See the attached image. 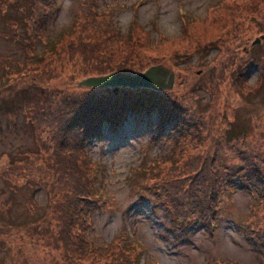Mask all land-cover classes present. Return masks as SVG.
I'll return each instance as SVG.
<instances>
[{
    "label": "rangeland",
    "instance_id": "rangeland-1",
    "mask_svg": "<svg viewBox=\"0 0 264 264\" xmlns=\"http://www.w3.org/2000/svg\"><path fill=\"white\" fill-rule=\"evenodd\" d=\"M13 1L0 0V11ZM227 1L231 0H96V18L89 24L86 22L92 18L83 16L86 9L80 0H50V12L43 24L48 39L68 28L76 17L81 18L78 33L66 37L61 44L77 40L79 31L97 38L93 32L95 24L112 26L124 33L131 22H136L143 29L140 37L148 34L151 46L135 47L130 52L132 44L110 43L103 45L108 54L105 58L112 56L116 65L130 67L136 73L162 65L174 74L171 90L139 89L129 93L126 105L131 110L124 114L109 112L110 121L102 118L81 153L83 159L98 164L92 174L91 189L99 197V208L87 215L86 234L94 246L113 245L118 236L132 249L133 264H264V242L258 237L264 235V229L261 233L255 225L259 221L257 216L264 214L261 179L248 175L249 171L231 175V184L218 194L210 220H192L187 211L191 220L177 222L174 213L181 216L184 212H174L166 196L157 199L152 192L165 187L151 185L153 181L143 172L141 177L133 174L138 167L147 170L156 163L155 159L176 151L178 167L171 172L160 171L168 181L188 176L193 183L194 170L187 164L198 157L197 153L201 154L202 136L197 138V133L207 127L219 130L215 140L206 137L207 144L210 139L213 147L225 146V136H230L235 128L244 131L243 148L258 156L255 171L259 175L264 173V2L257 0L246 11L244 7L239 9L241 13L235 16L238 24L230 32L211 30L207 21L210 10ZM11 12L4 16L0 13V264H67L70 255L63 254L58 240L61 222L49 207L50 200H57L55 194L60 191L45 187L44 181L38 182L36 178L39 175L50 183L54 180L48 135L52 132L45 127L39 135L46 138V144L38 143L31 123L34 104L30 105L32 101L27 97L41 102L47 91L56 98L76 91L80 80L95 76L97 66L95 61L84 63L77 53L69 54L67 47L60 46L54 54L44 51L40 63L31 60L32 53L43 51L44 43L38 41L34 48L19 44L16 35L24 36V28L8 22L13 17ZM135 30L139 28L135 26ZM114 32L105 34L108 41ZM188 34L194 37L190 43L197 51L193 52V46L185 43ZM255 40L259 43L253 45ZM240 68L246 69L240 75L245 87H241V94H236L239 89H234L232 78ZM257 87L259 92H253ZM143 91L159 93V100ZM126 97H120L118 102ZM195 110L206 115L207 127ZM218 115L225 116L226 121H218ZM194 119L200 123L197 130L188 127ZM207 134L205 131L204 135ZM203 152L197 162L201 166L204 159L209 161L215 155L212 151ZM228 152V166L236 165L235 157ZM15 162L18 167L5 174ZM34 226L36 230L32 229ZM94 250L85 248V256L92 255ZM74 260L78 262L72 264L81 263L78 258ZM92 260L84 262L90 264ZM103 261L101 255L99 263Z\"/></svg>",
    "mask_w": 264,
    "mask_h": 264
},
{
    "label": "trees",
    "instance_id": "trees-1",
    "mask_svg": "<svg viewBox=\"0 0 264 264\" xmlns=\"http://www.w3.org/2000/svg\"><path fill=\"white\" fill-rule=\"evenodd\" d=\"M80 1L86 9V13L83 14V16L92 18V20L87 21L86 23L91 24V21H94L97 14L98 8L96 0ZM256 2L257 0H231L223 3L221 2L219 7L210 10L209 14H211V16H208L209 20H207L209 21L208 24L211 25L209 28L211 30H223V33L230 32L231 29L235 28L238 24V20L235 16L237 13H241L239 9L244 7L243 10L246 11L247 8L253 7ZM3 8L4 9L0 11L2 16L7 15L10 10L13 11L10 14L13 17L8 21L11 25L17 26L21 24L22 28H24V36L19 34L16 35V38L20 39L19 44H26L28 48H34V44L38 41L44 43V49L42 52L38 54V52L35 51L30 55V59L35 62L40 63L42 61V53L44 51L46 53L54 54L56 48L60 46L63 48L67 47L69 54L77 53L79 57L83 59L82 61L84 63L95 61L94 64L97 66L95 67V76L105 75L113 71L133 74L136 72L132 71L130 67L123 68V66L116 65V61L112 56L105 58L108 54H105L103 45H110V43H117L118 45L132 44L133 46L129 48L131 49L129 50L130 52H132L135 47L143 49L146 44L147 46H151L148 34H146L144 38L140 37L143 33V29L139 25L137 26L136 22H131L130 26L124 33L117 32L119 30L115 27L112 28V26L103 27L95 24L93 32L97 34V38H93L90 34L79 31L77 40L71 39L70 42L64 45L61 44V42L66 40V37L74 35L77 31L76 29L78 21L81 19L80 17H76L68 28L60 31L56 37L48 39L43 32V24L45 17L50 12V0H15ZM213 12L217 13L214 14ZM107 24H110V22ZM135 26L139 28L138 31L135 30ZM111 31L115 32L111 33V41H108L107 39L109 36L106 35L107 33L110 34ZM223 33L221 35H223ZM183 34L185 35L186 32L183 31ZM90 37L92 38V41H90ZM96 39L97 41H95ZM190 39L193 40L194 37L189 35L188 40H185V43L192 45ZM194 48L195 47L193 46V52L197 51L194 50ZM198 49H200V47H198ZM103 57L105 59H103ZM55 59H57V57ZM146 65L147 63L144 64V66ZM244 72H246V69L240 68V71H237L232 78L234 89H239V92L236 94L241 92V87H245L243 86L244 81L240 76ZM259 90L260 88L257 87L253 89V92L255 91L258 93ZM132 92L133 90L126 88H78L76 91L69 94L63 93V96L59 98L52 97V94L47 91L46 95L42 96L41 102L34 101L36 98H33L32 96L27 97L29 101H32L30 105L34 104V112L32 114L34 120L31 123L34 125L38 143L43 146L46 144V138L39 135L45 127H48L47 131L52 132L51 135L48 134L51 142L50 159L51 162H53L52 165L56 176L52 174L54 178L52 183L39 175H37L36 178L38 182L43 180L45 187L60 191V193L55 194L58 196L57 200H50L49 207L57 213V217L60 219L61 223L59 226L58 240L61 243L62 251H64L63 254H65V256L67 254L68 257L70 255L71 261L69 262H71V264L77 263L78 260H74L77 258L81 262L78 264H86L84 259L92 258L93 260L90 264L134 263L135 256L132 249L123 241H119L118 236L115 238L113 245L103 243L94 246V243L90 241L86 234V227L88 224L87 215L93 209L99 208V197L91 189V186L94 189V184L91 180L92 174L95 168V171H97L98 164H91L86 158L83 159L81 156L85 141L91 138V132L95 131L97 123H99L102 118H107L110 121L109 112L114 110V113L124 114L127 112L126 110H131L128 109V106L126 105V103L130 101L126 96ZM143 92H146L147 95L150 94L153 98H157V95L159 94L155 92ZM120 97L126 98L119 103L118 99H120ZM156 100H159V98ZM155 104L158 105L160 110H163L161 109L159 102ZM29 111L31 112L32 110ZM195 113L197 114V117L201 119L204 128L207 127L205 126L207 122L204 121L206 115L198 113L196 110ZM218 118L217 120H220V122L226 121V117L223 115H218ZM229 125L231 130L232 123L229 122ZM199 126L200 123L197 119H194V122L188 125V127L195 130H197ZM38 130L39 132H37ZM205 131H208L207 136L204 135ZM234 131L230 133V136H225V146L217 144L216 147L210 146L211 144H209V142L212 141L210 139H208L207 144L206 137L215 140V134L216 132H219L218 127H207L203 132L197 133V138H199L200 135L202 136L200 141L202 142L203 148L201 144H199V150L202 149V152L201 154L197 153L198 157L191 159L193 163H190V160L187 164L189 168L194 170V174H192V176H194L193 183L191 180H188V176L181 177L182 180L179 181H168L164 177V172L160 171L164 170L171 172V170L173 171L178 167L177 159L175 158L176 151L170 152L162 159H155L156 163H153L147 170L142 171L140 167H138L133 174L138 173L140 177L143 174L146 177L147 174V178L153 181V183H150L151 185L165 187V189L157 188L156 190H152V192L156 195L157 199L166 196L169 200L167 203H172L174 212L178 209L184 212L181 216L174 213L173 216L177 222L191 220L186 215L187 211L191 216L190 218H193L192 220L199 217L206 222L210 220L211 215L215 212L218 194L224 186L231 184V175L236 173L246 174V172L249 171L250 173L248 175L261 179L264 184L263 171H261V175L255 171V161L258 156L255 157L256 154H253L250 151L248 152L246 148H243V139L246 138L244 131H238L236 128ZM190 141L192 142V138ZM192 146L193 145H191V149H193ZM203 150L206 152L212 151L215 155H209V161L204 159L205 164L201 166L197 162H200V156L204 153ZM226 152L231 153L235 157L236 165L228 166ZM239 157L243 163L239 161ZM16 164L17 163L15 162L12 166L9 165L10 167L7 168L8 172L4 171V173H12L13 170L18 167ZM213 164H218V167H215ZM198 166L202 168L199 169ZM39 169L40 167L37 169V174ZM140 172H143V174H140ZM173 174L176 175V173ZM180 175L181 173L179 176ZM5 177L10 180L7 175ZM11 181H14L12 180V177ZM161 190L163 191L161 192ZM102 203L106 204L105 202ZM262 215L263 216H257L259 221L255 223L256 226H259V231L261 233V229H264V214ZM32 224L36 223L32 222ZM32 229L36 230L37 228L34 226ZM258 237L264 242V235ZM87 247L92 251L95 249L92 255H89L88 257L85 256V248ZM111 252H114V254ZM125 252H127V254H125ZM80 254V258L82 259L83 257V260L79 258ZM101 255L104 257V263H99Z\"/></svg>",
    "mask_w": 264,
    "mask_h": 264
},
{
    "label": "water",
    "instance_id": "water-1",
    "mask_svg": "<svg viewBox=\"0 0 264 264\" xmlns=\"http://www.w3.org/2000/svg\"><path fill=\"white\" fill-rule=\"evenodd\" d=\"M257 43H259V40H255L252 44ZM76 86L88 89L126 88L165 92L173 88L174 74L162 65H154L143 72L134 74L113 71L105 75L89 76L80 80Z\"/></svg>",
    "mask_w": 264,
    "mask_h": 264
}]
</instances>
